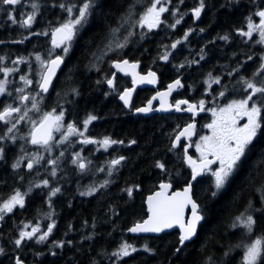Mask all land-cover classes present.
I'll return each mask as SVG.
<instances>
[{
  "label": "trees",
  "instance_id": "trees-1",
  "mask_svg": "<svg viewBox=\"0 0 264 264\" xmlns=\"http://www.w3.org/2000/svg\"><path fill=\"white\" fill-rule=\"evenodd\" d=\"M29 3V12L32 11V0H23ZM41 4L36 25L32 29L36 32L57 26L66 16L59 8L51 7L53 0H38ZM61 2V0H56ZM65 3H77L80 0H63ZM102 5L92 16L89 24L84 27L73 43L72 51L65 59L58 77L54 82V89L48 95L47 111L54 107L57 113L60 107L65 109L67 122L78 124L85 120L89 114L106 117V134L113 140L124 141L123 144H114L106 152V165L109 161L120 156L126 159L119 165L110 177L106 188L100 189L92 196H81L89 186H98L96 178L89 172L81 173L71 167L73 157L67 146H56L53 141L55 158L61 151L59 167L55 178L43 174L41 179L29 176L28 188L48 179L52 187H60L61 192L51 199L52 207L48 206V188L33 187L25 208H16L4 218L0 229V248L5 254L0 255V264H15L19 257L25 264H205L208 257H212L217 264H242L243 247H234L237 244L250 243L257 236L264 235V213H255L257 220L252 236L245 234L241 227H232L235 218L245 211L249 201L259 207L260 193L256 189L264 183V131L258 134L254 144L250 146L242 163L236 169L226 186L217 196L212 197L215 191L214 178L204 174L194 183V199L201 206L204 214L196 239L188 243L181 253L174 254L178 246L179 232H171L157 238L132 237L128 229L137 222L148 217L145 205L146 199L159 189L161 183H172L175 189H182L188 183L191 169L185 161L184 149L171 147L174 136L182 131L189 123H195L191 117L176 113L165 116L135 117L132 111H127L119 102V94L127 87L123 81L116 83V90L109 88L104 81L97 83L93 77L90 64L93 60L91 52L101 43L106 35L107 25L116 26L120 14L133 0H98ZM150 0H140L136 8L139 13L148 5ZM26 5V4H25ZM26 7H19L16 17H24ZM138 18V16L136 17ZM0 13V21H1ZM14 30V38L19 37ZM136 31L135 29H132ZM182 30H175L166 40L164 37L146 35L142 40L143 53L136 52L137 37L130 39L127 47L117 52H111L98 64L99 69H106V80L115 74L110 62L128 59L141 62L142 69H174L184 64L183 60L174 56L166 66L160 65V57L165 51L171 52L169 47L173 42L183 38ZM126 34L124 30L121 35ZM47 35V36H49ZM50 41V40H49ZM24 45V44H23ZM165 46H168L165 48ZM125 50V51H124ZM147 51H152L148 54ZM48 46L46 55L48 53ZM159 59L156 62H152ZM181 60V61H180ZM230 64V63H229ZM185 65V64H184ZM225 65V64H224ZM79 90V95L71 94V89ZM57 93H60L57 96ZM68 101H71L69 103ZM139 107L135 102L133 108ZM79 114L81 116L79 117ZM207 119L196 122L197 132L202 131L208 124ZM102 125V124H101ZM135 140V144L130 141ZM171 149V150H170ZM15 147L6 149V159L0 162V197L6 199L14 189L25 192L27 187L22 182L26 178L12 168L16 156ZM59 153V154H58ZM58 154V155H57ZM165 164V170L157 168L156 162ZM47 165L45 171H50ZM108 167L106 166V173ZM5 172L17 178L9 185ZM16 173V174H15ZM69 174V175H68ZM23 176L24 179L20 180ZM28 176V175H27ZM102 179L103 177H97ZM133 188V195L129 197L124 191ZM53 212L51 219L45 217ZM46 220L45 224L55 221L52 234L44 243L29 241L17 248L14 239L18 238L22 226L28 222ZM87 222V223H85ZM95 224L93 228L92 225ZM71 226V227H69ZM91 236V239L85 237ZM68 241H71L69 244ZM57 242H63L58 247ZM128 242L134 245L138 252L119 261L110 254L118 246ZM147 246L152 253L143 251ZM229 251L225 258L224 252ZM55 253V255H53Z\"/></svg>",
  "mask_w": 264,
  "mask_h": 264
},
{
  "label": "snow or ice",
  "instance_id": "snow-or-ice-1",
  "mask_svg": "<svg viewBox=\"0 0 264 264\" xmlns=\"http://www.w3.org/2000/svg\"><path fill=\"white\" fill-rule=\"evenodd\" d=\"M140 0H133L124 12L120 14V17L116 21V26L113 27L111 24L107 25L106 35L100 44L96 46V51L91 52L93 60L90 61L92 67L99 71L98 64L102 63L104 58L107 57L111 52H117L119 50L127 47L130 39L137 33L132 29L137 27L141 29H147V32H152L158 29L162 24L175 29L177 25H180L184 13H180L179 6H175L171 10V16L175 19L172 23H168L167 19L162 18L165 13H169L170 9L166 5L172 4V0H150L148 5L143 8L139 13L136 12V8ZM184 0H179V4H183ZM229 4L239 3V0H228ZM26 6L23 0H0V10H3L7 14V18L13 25H18L20 28L25 30H30L33 27L34 22L40 13L41 4L38 0H32L30 7L31 12L26 13V18L17 19L16 16L12 15L15 11L16 6ZM7 6V7H5ZM225 5H222V7ZM51 7L59 8L66 16L62 21L57 22V26L51 28V45L52 50H49L48 55L45 57L42 54H34V60L38 67L33 69L32 62L24 57L12 60L11 63L15 65L27 64L28 65V75L21 74L19 76L20 82L24 85L23 87L15 88V92L18 94L15 100L18 101L17 106H13L12 103H3L0 107V124L4 125V130L0 132V160L6 159V147L8 143L16 144L17 140H24L37 149H43L45 152L51 156L53 151V141L55 137L54 132H62L61 138L56 142V146L63 144L69 140L70 137H78V143L81 144H99L105 150L114 144H123L124 141L113 140L110 137H104L102 140L97 141L85 136L88 125L98 119L97 116L89 114L88 117L83 121L84 128L80 130L74 123H65V109L63 105L57 101V105L60 107L59 113H57L54 107L51 111L41 110V105L44 102L45 96L50 92V89H54V79L57 78V73L61 70V66L65 64V59L68 57L72 51L73 43L79 36L81 30L86 27L94 12L101 8L102 5L98 0H80L77 3H65L63 0L61 2H56L53 0ZM206 8L205 0H199L198 6L194 7L192 15L199 19L202 12ZM254 15L259 17V23H254L252 16L247 17V31L238 30L240 36L252 39L253 33L259 34V40L256 43L264 46V4L260 6V9L254 12ZM138 16V18H136ZM124 30L126 34L121 35V31ZM192 29L184 33V39L191 34ZM201 32L204 29H200ZM147 32H141L140 38L144 39ZM47 36L49 31H29L28 35H24L23 39L13 40L11 43H23L24 40L30 38V36ZM220 39L227 41L229 39L228 35L221 36ZM181 40H176L170 47L171 49H176L181 43ZM4 43L0 40V44ZM168 46H165L167 48ZM59 49L60 52L57 53L53 50ZM203 51V49L201 50ZM33 54H30V56ZM171 52L165 51V53L160 57L163 61L167 62ZM252 56L248 57V60H252ZM4 56H0V73H3V79H0V97H12L13 93L9 90L8 85L12 83L8 79L13 73L19 72V68L6 67L4 66L5 61ZM200 59H204L201 55ZM260 65L257 70L253 73L252 78L245 79L241 76L237 83L243 85L242 91L246 95L239 99H232L225 107L216 111L212 109V115L214 119L206 127L210 129L211 135H205L200 137V142L196 143V151L200 153L199 163L193 160L191 156H187L188 147L192 145L189 144L184 148V153L187 156V164L191 168V176L183 188L182 191H175L171 195L168 194L169 190L172 189V183H161L159 185L160 191L155 192L154 195H150L147 198L148 203V213L147 219L142 222H137L134 226L128 229L131 233H161L166 229H171L174 226H179L180 235L178 239V246L174 249V254L181 253L182 250L187 246V242L193 240L197 236V228L201 221L204 220V214L201 211V206L194 199V183L197 178L204 175L206 171H211V175L214 178V188L215 191L211 192V196H217L218 192L222 190L226 184L229 182L230 178L233 176L236 169L242 163L243 158L246 156L247 151L250 146L254 144L257 139L258 134L264 131V54L260 56ZM189 63H198V61H190ZM111 67L117 69L120 72H124L128 75L127 69H132L131 75L133 77V83L146 82L155 83L156 73L149 71L146 76H139L134 71L138 64H130L127 59L122 61H111ZM180 68L184 67V64L179 65ZM242 67V65L240 66ZM240 67H237L228 75H233L234 72H238ZM35 74V77L33 76ZM209 79L212 83L220 84L221 77H213L211 73L208 74ZM261 77L260 82H256L255 78ZM101 83V81H97ZM107 86L114 91L116 90L115 84V74H112L110 78L106 80ZM207 83V81H206ZM35 85V87H33ZM211 86V84L209 85ZM180 79H176L172 84L168 85V91L165 93H158L157 97L153 99L161 98V105L159 108H154L152 105V100L148 101L147 106L139 107L135 109L137 113H149L153 111H169L173 107L175 111H188L196 114L197 110L204 111L205 102L203 100L199 101V104L189 103L187 100H178L174 105L167 104L164 101V97L171 95L172 91L177 88H181ZM224 90L220 91L219 96L224 97L225 92L228 90L227 86H223ZM32 88L31 92L27 89ZM240 91V89H236ZM134 89H126L121 94H119V99L123 102L125 107L131 108V95ZM71 94L78 96L79 90L76 88L71 89ZM60 93H57L59 96ZM71 103V101H68ZM30 105V106H29ZM181 105H187V108L182 109ZM30 112L38 113L39 119H33L29 116ZM246 118V123L239 125L240 120ZM25 122L30 124L31 127L26 134H20V124ZM195 124L189 123L182 131H179L174 136L172 148H177L180 146V141L182 137L191 140L192 135L195 132ZM136 141H130V144H135ZM171 150V149H170ZM20 151L26 153V149L21 146ZM64 152L61 151L59 157H63ZM59 157L56 158H46L40 151H36L32 154L31 159H29L26 164L28 171H32L34 166L39 165L42 161L45 165H50L51 170L48 175L55 178L57 176V169L59 167L58 161ZM212 157V159H209ZM26 156L19 157L16 159L15 163L12 164L14 170H18L21 167L22 161ZM126 158L120 156L114 158L108 162V175L111 176L113 171L121 165V163ZM80 172H84L87 168V164L91 161L85 162V158L81 157L79 153H76L75 159L72 161ZM218 163V168L212 169L213 164ZM157 168L165 170V164L157 161ZM99 171H104L100 168ZM24 177L21 176L20 180ZM109 180H104L98 186H89L85 191H81L79 194L81 196H92L100 189L106 188L109 185ZM35 188H48V206L52 207L51 199L57 196L61 192L60 187H52L48 179H43L42 181L30 185L26 192H22L20 189H14L11 194L8 195L6 199L0 197V221H3L5 215L10 214L14 209L25 208L26 196ZM129 197L133 195V188L129 187L124 189ZM260 193V206L257 207L253 201H249L245 211L235 218L232 227H241L245 230V234L252 236L254 229L257 224L255 218V213H264V183H262L257 189ZM190 208V218L185 220V210ZM53 212H48L45 217L51 219ZM87 223V222H85ZM55 221L48 224L46 231H42L37 225L31 227V231L20 230L18 238L14 239V244L17 248H20L22 244L27 241H35V243H44L47 241L48 237L52 234L55 227ZM29 225H25V228ZM71 227V226H69ZM92 227H95L93 223ZM86 239H91V236L85 237ZM70 244L71 241H68ZM58 247H63V242H57ZM234 247H243V258L242 264H264V235L257 236L250 243L237 244ZM134 245L123 242L118 248L110 254V257H115L117 261L130 257L133 253L138 252ZM143 251L152 253V249L145 246ZM5 254V250L0 248V255ZM55 255V253H53ZM224 257L229 255V251L224 252ZM15 264H23V261L19 257L15 258ZM98 264V262H94ZM205 264H217V261L213 260L212 257H208ZM222 264V262H221Z\"/></svg>",
  "mask_w": 264,
  "mask_h": 264
},
{
  "label": "flooded vegetation",
  "instance_id": "flooded-vegetation-1",
  "mask_svg": "<svg viewBox=\"0 0 264 264\" xmlns=\"http://www.w3.org/2000/svg\"><path fill=\"white\" fill-rule=\"evenodd\" d=\"M198 3L199 0H184L183 4H179V0H172V4L166 5L167 7H169L170 11L169 13H165L162 18L167 19L169 24L172 23L175 19L170 14L171 10L175 6L178 5L180 13L185 14L181 24L177 25L175 29L169 28L163 24L158 29H155L152 32H147L146 28H136V52L138 55L143 53V39H141L139 35L141 32H147V35L153 34V36L164 37L166 38V40H168L173 31L177 29L182 30L183 38L179 39L182 42L177 46L176 49H173L167 62L161 59L160 65H168L171 58H173L174 56H178V58L183 60V63L185 65L183 68L177 67L174 69H141V74H147L151 70L156 72L159 78V87L156 89L145 88L138 90L134 98L133 105L138 101L139 107L146 106L148 101L151 100L156 94L168 90V85L172 84L176 79H180L183 87L179 88L178 92L172 97L171 101L173 105L178 100H187L189 103H194L197 105L199 104V101L203 100L205 102L204 107L209 105L211 107H216L215 110L218 109L216 111H219L220 108L225 107L232 99H239L242 96L246 95V93L242 91L243 85L237 83V81L241 76H243L245 79L252 78L253 73L257 70L258 66L261 63L260 56L261 54H264V46L256 43V41L259 40L258 32L253 33L252 39H248L247 37L240 36L238 34V30L247 31V17L249 16H252L254 23H259V17L255 16L254 12L260 9V6L264 4V0H239V3L236 4H229L228 0H205L206 8L202 12L201 17L199 19H196L192 15L191 10L194 7L198 6ZM25 4L26 6H22L26 7V11L23 13V18H26L25 14L29 13V3L24 2V5ZM222 5L225 6L222 7ZM19 7H21V5L16 6V9L14 12H12V15H17L16 13H18ZM0 13L2 17L0 21V40L4 41V43L0 44V56H4L6 58L4 61V66L19 68L20 70L19 72L13 73L8 77V79L12 81V83L8 85V88L10 91H12L13 95L12 97H0V107L3 106V103H12L13 106H17L18 101L15 100V97L18 94L15 92V88L24 86L22 82H20L19 76L21 74L28 75V65H15L12 64L11 61L20 57H24L25 59L30 60L32 62L33 69H36L38 65L34 60V54L39 53L43 56L46 55L47 46L49 48L52 47L51 35L30 36V38L24 40L23 43H11V41L13 40L23 39V36L28 35L29 31H34L32 29L35 27L36 21L34 22L32 29L25 30L20 28L18 25H13L11 21L8 20L7 14L3 10H0ZM15 28L17 29L16 31L19 35V37L17 38H14ZM190 29H192L191 34L185 40L184 33L189 31ZM200 29H204V31L201 32ZM224 35L229 36V39L227 41L220 39V37ZM202 49L203 51H201ZM147 53L151 54L152 51H147ZM30 54L33 55L30 56ZM201 55L204 56V59H200ZM249 56L253 57L252 60H248ZM158 60L159 59H155L152 62L154 63ZM190 61H198V63H189ZM241 65L242 67H240ZM237 67H240V70L238 72H234L233 75H228L229 72H232ZM92 71L93 77L95 79L104 81V90L106 91V69H100L99 71H97L96 69H92ZM209 73H211L213 77H221V83H212L209 79ZM33 76L35 77L34 73ZM3 78V73H0V79ZM255 80L256 82H260L261 77L257 76ZM118 81H123L127 84V87L124 90L132 87V81L130 78H123L115 73V84ZM210 84L211 86H209ZM223 86H227L228 90L225 92L224 97H220L219 93L220 91L224 90ZM33 87H35V85H33ZM236 89H240V91H237ZM27 91L31 92L32 88L27 89ZM48 95L45 96L44 102L41 105L42 112L47 111ZM133 105L131 109L127 111H132L133 115L135 116L136 108L134 109ZM157 107L158 105L155 106V108ZM181 108L184 109L187 108V106L181 105ZM174 113L184 116L185 118L191 117L192 120L195 121L194 124L196 126L191 140L183 141L178 148L174 149H179L181 146H183L182 148L184 149V146H188L190 143H199L201 136L209 135V133L211 132L210 129L205 130V128H203L202 131L197 132L198 126L196 122L200 119H207L211 123L214 119L212 112L206 110H197L195 115L193 113H188L187 111ZM30 114H32V112L29 113V116ZM172 114H154L152 116H165ZM80 116L81 114H79V117ZM83 121L78 122V124H74L80 130H83ZM65 123H69L67 122L66 116ZM244 123H246V118L240 120L238 126L243 125ZM4 127V125L0 124V132L4 130ZM19 127L20 134H26L29 131L31 125L25 122H21ZM102 134H106L105 116H103V120L98 117V119L92 121L88 125L87 131L85 132L86 137L97 141H100L105 137ZM53 135L55 137V141L60 140V137L57 136V132H54ZM78 139V137L72 136L67 142L60 144L59 146H67L72 153L73 160L75 159L76 153H79L81 157L85 158L86 163L87 161H91V163L87 164V168H89V172L92 174V178H95V176L106 177V150L99 144L78 143ZM12 146L15 147L17 151L14 163L19 157L26 156V158L21 163V167L15 171L18 173L20 172V174L23 176L25 175L24 177L26 179L22 182L25 183V187H27L28 190L29 176L32 175V177L41 179L42 175L39 176L38 171L40 170V172H42L43 169L45 170L46 168L45 162L42 161L40 165H38V167L34 166L32 171H28L26 168V164L29 161L28 157L34 152L40 151L41 154H43L47 158V152H45L43 149H37L36 146H33L24 140H17L16 144L8 143L6 149ZM21 146L26 149V153H22L20 151ZM192 150L195 151V148H193ZM188 153H190V151ZM1 161L2 160H0V162ZM71 167L74 168L75 171L80 172L75 164H72ZM87 168V171L85 170L83 173L88 172ZM100 168H103L104 171H99ZM57 173L59 174L58 169ZM5 175L8 179L7 183H10L9 185H11L15 179L16 182L18 181V177L13 178L8 172H5ZM30 195L31 192L26 196V203ZM1 227L2 221L0 222V229Z\"/></svg>",
  "mask_w": 264,
  "mask_h": 264
},
{
  "label": "water",
  "instance_id": "water-1",
  "mask_svg": "<svg viewBox=\"0 0 264 264\" xmlns=\"http://www.w3.org/2000/svg\"><path fill=\"white\" fill-rule=\"evenodd\" d=\"M127 60H128V59H127ZM121 61H122V60H121ZM128 61H129L130 64H132V63H136V64H138V67L134 70V71L138 74V77H139V76H146V75H147V74H141V73H140V70L142 69V64H141V62H134V61H130V60H128ZM112 69L115 71L116 74L120 75L121 77H123V78H130V79H131V81H132V87L129 88V89H134V91H132V95H131V107H132V105H133V101H134V98H135V96H136L138 90H140V89H145V88L156 89V88L159 87V78H158V75H157L156 72H155V73H156V82H155V83L150 84V83H146V82H139V80H138V82L134 84V83H133V77H132V75H131V72L133 71L132 69H127L128 73H129L128 75H125L124 72H120V71H118L117 69H115V68H113V67H112ZM59 71H60V70H59ZM59 71H58V73H59ZM151 71H152V70H151ZM152 72H154V71H152ZM58 73H57V75H58ZM54 81H55V79H54ZM54 81H53V83H54ZM178 89H179V88L175 89L174 91H172L171 95L166 96V97L163 98L164 101H165L167 104H171V105H173L171 100H172V97L178 92ZM167 91H168V90L163 91V92H160V93H165V92H167ZM157 95H158V94H156L154 97H157ZM118 100H119L120 104H121L126 110H130V109H131V108H129V107H125L124 104H123V102H122L120 99H118ZM151 100H152V105H153L154 108H155L156 105H158L157 108L160 107V105H161V98H157V99H153V98H152ZM147 104H148V103H147ZM147 104H146V106H147ZM182 106H187V105H182ZM144 107H145V106H144ZM174 112H177V111H175V108L173 107V108L170 109L169 111H153V112H149V113H137V112H135V116H137V117H141V116H143V117H150V116H152V115H154V114H172V113H174ZM187 112H188V111H187ZM188 113H191V112H188ZM183 141H188V139L185 138V137H182V138H181V141H180V144H181ZM177 148H178V147H177ZM182 190H183V188H182V189H175L174 187H172V189L169 190L168 194L171 195V194H172L173 192H175V191H182ZM157 191H160V188H159ZM157 191H156V192H157ZM154 194H155V192H154L153 194H151V195H154ZM149 196H150V195H149ZM149 196H148V197H149ZM148 197H147V198H148ZM145 205H146V208L148 209L147 199H146ZM147 212H148V211H147ZM148 216H149V213H148ZM147 218H148V217H147ZM147 218H146V219H147ZM189 218H190V208L185 210V220H187V219H189ZM202 223H203V220L201 221L200 225H201ZM200 225H198V228H197V234H198V230H199ZM175 231L179 232V234H180V228H179L178 225H177V226H174V227L171 228V229H166L165 231H163V232H161V233H131V232L128 231V234H129L130 236L134 237V238H136V237H152V238H157V237H160V236H162V235H164V234L171 233V232H175ZM196 237H197V236H196ZM196 237H194L192 241L187 242V244L193 242V241L196 239ZM23 264H25L24 261H23ZM36 264H37V263H36Z\"/></svg>",
  "mask_w": 264,
  "mask_h": 264
},
{
  "label": "rangeland",
  "instance_id": "rangeland-1",
  "mask_svg": "<svg viewBox=\"0 0 264 264\" xmlns=\"http://www.w3.org/2000/svg\"><path fill=\"white\" fill-rule=\"evenodd\" d=\"M18 6V5H17ZM170 47V46H169ZM49 50H52V47L51 48H49L48 47V51ZM53 51H55V52H57V53H59L60 52V50L59 49H55V50H53ZM173 51V49H171V52ZM47 55H48V53H47ZM47 55H45V57L47 56ZM205 108V110L206 111H209V112H212L211 110L212 109H215L216 107H211V106H205L204 107ZM216 110H218V109H216ZM39 115L40 114H38V113H34V112H32V114H30V117H32L33 119H36V120H38L39 119ZM210 123V121L208 122V124ZM208 124H206V125H208ZM205 130H208V128L205 126ZM66 130H62V132H65ZM62 132H57V136L58 137H60L61 138V135H62ZM209 135H211V132L209 133ZM58 140H56V142H57ZM191 144V143H190ZM186 145V144H185ZM192 146L191 147H188V151H187V156H191L192 157V159L193 160H196L198 163H199V160H200V153L199 152H197L196 151V147H195V145H196V143H194V144H191ZM185 147H187V145L186 146H184V148ZM193 148H195V151H193L192 149ZM109 149H110V147H108V149L106 150V152H108L109 151ZM190 151V153H188ZM59 154V153H58ZM57 154V155H58ZM31 156H32V154L31 155H29V157H28V160L29 159H31ZM187 156L185 155V161H186V163H187ZM47 158H55V152H53V153H51V156H49V154L47 153ZM209 159H212V157H209ZM40 165V164H39ZM107 167H109V164H107L106 165ZM36 167H38V165H36ZM211 168L212 169H216V168H218V163L216 164V165H212L211 166ZM46 169V168H45ZM88 169V172H89V168H87ZM191 169V168H190ZM87 171V170H86ZM115 171V170H114ZM114 171H113V173H114ZM48 172L49 171H45L44 169H43V171L42 172H40V170L38 171V175L40 176V175H43V174H46L47 173V175H48ZM40 173V174H39ZM90 173V172H89ZM107 173H108V170H107ZM106 173V177H110L108 174ZM205 174H207V175H211V171L209 170V171H206L205 172ZM212 176V175H211ZM49 177H51L50 175H49ZM106 177H103L102 179H98L97 178V176H95V178L97 179V181H98V184H100V183H102L104 180H106L107 178ZM213 177V176H212ZM15 210V209H14ZM11 214V213H10ZM7 215H9V214H7ZM7 215H5V217L7 216ZM1 222V221H0ZM46 223V220H39L38 222H28V223H25L23 226H22V228H21V230H25V231H31V227H35V226H39L40 228H41V230L42 231H46V227H47V225L48 224H45ZM29 225V227H27V228H25V225ZM27 242H29V241H27Z\"/></svg>",
  "mask_w": 264,
  "mask_h": 264
},
{
  "label": "bare ground",
  "instance_id": "bare-ground-1",
  "mask_svg": "<svg viewBox=\"0 0 264 264\" xmlns=\"http://www.w3.org/2000/svg\"><path fill=\"white\" fill-rule=\"evenodd\" d=\"M142 64V63H141Z\"/></svg>",
  "mask_w": 264,
  "mask_h": 264
}]
</instances>
